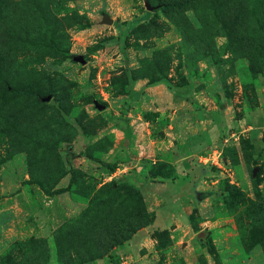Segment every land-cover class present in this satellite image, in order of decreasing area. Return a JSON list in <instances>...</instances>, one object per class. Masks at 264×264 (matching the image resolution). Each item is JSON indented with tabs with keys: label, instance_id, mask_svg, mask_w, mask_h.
Returning <instances> with one entry per match:
<instances>
[{
	"label": "rangeland",
	"instance_id": "374dc122",
	"mask_svg": "<svg viewBox=\"0 0 264 264\" xmlns=\"http://www.w3.org/2000/svg\"><path fill=\"white\" fill-rule=\"evenodd\" d=\"M0 264H264V0H0Z\"/></svg>",
	"mask_w": 264,
	"mask_h": 264
},
{
	"label": "trees",
	"instance_id": "16d2710c",
	"mask_svg": "<svg viewBox=\"0 0 264 264\" xmlns=\"http://www.w3.org/2000/svg\"><path fill=\"white\" fill-rule=\"evenodd\" d=\"M103 165L106 166V165H107V162H104ZM149 224H150V223H145L143 226H147V225H149ZM128 238H130V237H128Z\"/></svg>",
	"mask_w": 264,
	"mask_h": 264
},
{
	"label": "crops",
	"instance_id": "0c3cea01",
	"mask_svg": "<svg viewBox=\"0 0 264 264\" xmlns=\"http://www.w3.org/2000/svg\"><path fill=\"white\" fill-rule=\"evenodd\" d=\"M148 183H149L150 185H151V184H152V185L154 184L153 182H150V181H149Z\"/></svg>",
	"mask_w": 264,
	"mask_h": 264
},
{
	"label": "water",
	"instance_id": "95a60500",
	"mask_svg": "<svg viewBox=\"0 0 264 264\" xmlns=\"http://www.w3.org/2000/svg\"><path fill=\"white\" fill-rule=\"evenodd\" d=\"M98 105V104H97ZM204 237V234L202 235Z\"/></svg>",
	"mask_w": 264,
	"mask_h": 264
}]
</instances>
